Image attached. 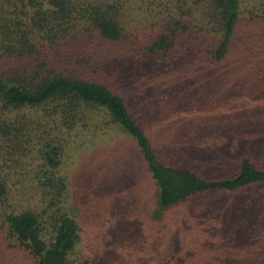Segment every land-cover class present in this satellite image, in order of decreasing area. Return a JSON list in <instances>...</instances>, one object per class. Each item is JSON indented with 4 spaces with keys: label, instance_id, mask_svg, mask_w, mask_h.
Segmentation results:
<instances>
[{
    "label": "trees",
    "instance_id": "16d2710c",
    "mask_svg": "<svg viewBox=\"0 0 264 264\" xmlns=\"http://www.w3.org/2000/svg\"><path fill=\"white\" fill-rule=\"evenodd\" d=\"M248 1L0 0V264H89L74 256L79 226L60 172L80 133L130 136L161 209L264 182L248 157L211 177L159 158L132 92L151 62L230 58ZM85 189L91 197L94 181Z\"/></svg>",
    "mask_w": 264,
    "mask_h": 264
},
{
    "label": "rangeland",
    "instance_id": "374dc122",
    "mask_svg": "<svg viewBox=\"0 0 264 264\" xmlns=\"http://www.w3.org/2000/svg\"><path fill=\"white\" fill-rule=\"evenodd\" d=\"M248 2L253 11L240 6L230 58L209 62L188 55L134 71L132 92L158 157L206 177L230 174L242 157L264 167V63H256L264 50V13L260 0ZM74 144L60 172L67 174L79 226L76 258L89 264H216L207 256L217 251L222 264H264L263 181L161 209L126 133H80ZM93 181L89 197L85 186Z\"/></svg>",
    "mask_w": 264,
    "mask_h": 264
}]
</instances>
